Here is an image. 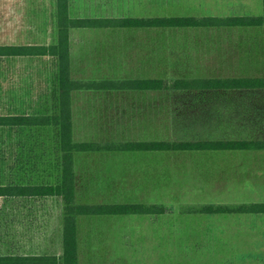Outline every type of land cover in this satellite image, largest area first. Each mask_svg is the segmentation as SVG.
I'll list each match as a JSON object with an SVG mask.
<instances>
[{"label":"rangeland","instance_id":"rangeland-1","mask_svg":"<svg viewBox=\"0 0 264 264\" xmlns=\"http://www.w3.org/2000/svg\"><path fill=\"white\" fill-rule=\"evenodd\" d=\"M233 1V5L224 0L160 5L138 0L135 11L138 16H229L237 10L264 16V0H246L242 6ZM56 28L57 0H0V44H52ZM72 44V74L83 80L264 76V25L191 32L77 30ZM18 59L0 58V113H56V62ZM30 91L46 98L32 96L24 98L32 103L18 102L19 95ZM73 98L77 141L264 140V88L78 90ZM86 102L96 109L84 116ZM55 129L0 130V180L14 165L15 173L25 167L19 177L26 181L41 179L37 173L44 169L55 172L49 155L44 165L43 161L38 165L30 152L32 147L49 148ZM76 158L79 202H142L174 209L157 223L146 215L79 216L81 264L264 261V216L193 214V208L204 204L264 201V149L78 152ZM4 205L0 198L1 254H63L62 201L49 200L31 224L17 214V208L6 221L1 214L11 208Z\"/></svg>","mask_w":264,"mask_h":264},{"label":"trees","instance_id":"trees-1","mask_svg":"<svg viewBox=\"0 0 264 264\" xmlns=\"http://www.w3.org/2000/svg\"><path fill=\"white\" fill-rule=\"evenodd\" d=\"M138 0H57V41L52 44H0V58L17 56H52L58 70V111L56 113H0V130H25L35 127H54L52 145L30 148L33 162L46 163V157L54 162L55 172L43 170L37 173L41 179L26 181L25 167L15 165L0 180V198L4 200V219L18 215L36 220L39 212L51 199L62 201L63 254L0 253V264H81L79 245V216H130L146 215L157 223L173 213L172 206L142 202L88 203L77 200L78 181L76 153L121 151H242L262 150L264 140L253 139H202V140H129V141H77L74 138L73 92L76 90H148L183 91L216 89L264 88V76H198V77H136L77 79L72 74V39L77 30L106 28H153L191 32L211 28L262 27L264 16L235 13L229 16L207 14L177 16H138L135 5ZM165 5L181 0H153ZM41 152V153H40ZM39 153V155H37ZM24 154V153H23ZM15 155V153H14ZM29 156V157H31ZM36 156V157H35ZM36 159V161H35ZM29 160V159H28ZM49 160V161H50ZM15 164V163H14ZM24 164V163H23ZM51 164V163H50ZM36 166V165H35ZM32 169V168H30ZM55 179L52 181V177ZM1 177V176H0ZM50 177V178H49ZM19 178V179H17ZM49 179V180H47ZM7 180V181H6ZM47 180V181H46ZM22 210V211H21ZM193 214L215 216L240 213L264 214V201L239 204H204L193 208ZM36 218V219H34ZM7 221V220H6ZM1 228V224H0ZM172 264V263H166ZM184 264H264L260 262H236L227 260L216 263Z\"/></svg>","mask_w":264,"mask_h":264},{"label":"crops","instance_id":"crops-1","mask_svg":"<svg viewBox=\"0 0 264 264\" xmlns=\"http://www.w3.org/2000/svg\"><path fill=\"white\" fill-rule=\"evenodd\" d=\"M221 1H223V0H221ZM235 1H238V4L239 5H243V3L244 2H246V0H235ZM2 2V1H1ZM225 2H230V3H227V4H229V5H233L235 2L233 1V0H224V3ZM243 2V3H242ZM232 8H234V7H232ZM235 13H239V14H249L248 12L247 13H243V12H237V10H235ZM255 15H257V14H255ZM56 30H57V28H56ZM56 40H57V38H55L54 40H53V42L52 43H54V42H56ZM23 44H50V43H48V42H46V43H23ZM15 58H19L18 60H27V61H29V60H31V59H33V60H35V59H37V58H48L47 59V61L48 60H51V62L50 63H53V61L54 62H56V66L58 67V65H57V60H56V58H54V57H52V56H17V57H15ZM48 64H49V62H46V65L48 66ZM20 66V65H19ZM46 69V68H45ZM78 79V78H77ZM90 79H95V78H90ZM98 79V78H97ZM89 80V79H88ZM76 91H78V90H76ZM109 91V90H108ZM112 91V90H111ZM75 92V91H74ZM74 92H73V94H74ZM32 96H36L37 98H38V100H40L39 99V97L41 98L42 96L44 97V98H46V95H41L40 93H34V92H32V91H30L29 93H27V94H21V95H19V98H21V99H19L18 100V102H22V103H32L31 101H30V99H27V100H24V98L25 97H27V98H31ZM58 100V96L55 98V100ZM54 101V100H53ZM37 102V101H36ZM56 102H58V101H56ZM87 104L84 106H82V112L84 113V116H85V114H90V113H93L94 112V110L96 109V107L93 105L92 106V104H90V103H88V102H86ZM85 104V103H84ZM114 104V103H113ZM158 105V101H157V103H155V105ZM94 107H95V109H94ZM97 107H98V105H97ZM94 109V110H93ZM107 110V109H106ZM105 110V111H106ZM151 110H153L152 108H151ZM32 113V112H31ZM73 119H74V98H73ZM79 162H78V160H77V158H76V171H77V181L79 182V177H80V175H79V164H78ZM95 174H96V172L95 171H93L92 170V174H90V176H92V178H94L95 177ZM44 210V209H43ZM43 210H41L40 212H42ZM46 210V209H45ZM22 211V210H21ZM40 215V214H39ZM231 215H235V216H242V215H246V216H255V217H257V216H264V214L262 215H255V214H240V213H233V214H228L227 216H231ZM206 216V215H205ZM220 216H223V215H220ZM211 217V216H210ZM32 222H35L36 223V221H28V224H31ZM62 230H63V228H62ZM62 246H63V240H62ZM231 259V258H230ZM230 259H228V260H230ZM227 261V260H226ZM221 262V261H220ZM236 262H240V261H236ZM241 262H247V261H241ZM260 262V261H259ZM209 263H216V262H209ZM249 263H251V262H249Z\"/></svg>","mask_w":264,"mask_h":264}]
</instances>
